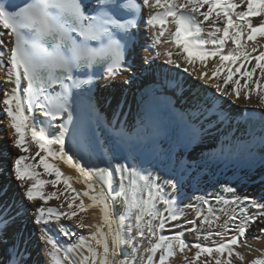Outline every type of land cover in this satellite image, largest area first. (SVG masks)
I'll return each mask as SVG.
<instances>
[{
    "label": "snow or ice",
    "instance_id": "snow-or-ice-1",
    "mask_svg": "<svg viewBox=\"0 0 264 264\" xmlns=\"http://www.w3.org/2000/svg\"><path fill=\"white\" fill-rule=\"evenodd\" d=\"M142 9L151 10L145 23L151 30L150 47L156 56L163 55L165 63L176 68L183 63V72L210 84L218 97L233 98L235 103L255 96L264 107V45L257 39L264 38V0H96L90 8L84 0H21L19 4L0 0V29L6 30L0 31V37H9L8 42L0 39L5 49L0 50V67L6 69L2 83L12 85L3 93V112L14 132L13 146L22 153H30L32 144L36 147L34 155L15 159L14 177L26 202H44L34 210L36 224L75 220L81 229H94L87 239L81 235L75 244L62 248L45 227L41 240L49 246L45 249L48 264H136L137 256L141 264H170L177 252L183 254L189 247L182 232L163 234L166 227H175L170 222L184 215L177 201L163 191L162 184L177 188L172 179L161 182L159 175L119 162L111 168L87 167L82 157L78 159L66 150L69 129L62 118L65 113L69 120L72 117L71 90L90 83L79 79L76 70L102 65L108 80L126 71V37L137 27L135 15ZM253 18L260 22L254 23ZM197 65L202 69L199 72ZM37 111L42 120L37 119ZM113 117L119 122L118 112ZM57 120H61L58 130L54 127ZM37 156L44 172L54 178L41 179L35 164L22 163ZM49 157L73 168L77 176L65 175ZM114 177L119 180L118 189L113 188ZM73 180L83 183L84 189H75ZM94 180L99 183L94 184ZM61 182L63 191L55 190ZM45 185L54 190L44 191ZM221 190L233 195L231 199L215 197L219 208L203 197L195 198L201 207L186 206L195 215V219L185 221L192 225L186 232L195 233L198 239L220 238L211 246L193 243L196 252L192 264H199L202 256L206 258L203 264H233V257L243 264L245 257L237 249L250 246L246 233L251 225L258 221L264 224V203L247 196L241 199L229 184ZM61 197L63 210L46 206L47 201ZM117 198L123 203L118 216L114 209ZM245 203L256 213L249 214ZM93 208L98 210L99 222L85 225L81 214ZM11 211V205L0 207V224L5 227L20 215L19 210L9 215ZM218 213L225 217L222 225H218ZM217 226L220 230L213 232ZM258 232L254 239L264 236V227ZM59 233L76 235L63 225ZM126 247L131 249V258ZM81 248L84 251L78 253L77 261L71 254ZM26 253V247L14 242L9 264H22ZM251 264H264V259H254Z\"/></svg>",
    "mask_w": 264,
    "mask_h": 264
},
{
    "label": "bare ground",
    "instance_id": "bare-ground-1",
    "mask_svg": "<svg viewBox=\"0 0 264 264\" xmlns=\"http://www.w3.org/2000/svg\"><path fill=\"white\" fill-rule=\"evenodd\" d=\"M95 2L96 0H92L90 7ZM235 2L239 3V0ZM150 11L142 9L139 26L132 31L134 40L126 50V71L118 74L114 80H108L106 73L96 80L92 103L86 113L87 127L69 120L68 114H64L62 119L69 129L66 134V150H70L78 159L82 157L81 162L87 167L111 168L119 162L142 170L145 174L159 175L161 182L172 179L177 188L172 189L162 184L163 191L177 201V206L184 215L181 220L170 222L175 227H166L163 234L182 232L189 247L183 254L177 252L170 264H192L196 252L191 247L193 243L211 246L220 239L214 235L207 240L203 236L198 239L195 233L185 231V228L192 226L185 221L195 219L194 211L186 206L190 203L198 204L196 197H203L214 208H219L215 197L232 198L233 194L221 190L222 185L229 184L237 189L236 195L241 199L247 196L264 203V136L259 130L252 135L240 123L245 108L254 109L264 120V107L259 105L255 96L249 100L241 98L235 103L233 98L218 97L210 84L183 72L182 62L181 68H176L165 63L163 55L156 56L150 47L151 30L145 23ZM253 22L260 21L253 18ZM0 39L9 41L6 34ZM257 39L264 45V38ZM0 50H5L4 46H0ZM160 50L163 51L162 48ZM255 54L258 53L253 55ZM214 62V59L209 60V67ZM200 70L202 69L197 65V71ZM5 71L4 67H0V207L11 205L9 215L17 210L20 215L8 223L7 227L0 224V264H9V253L14 242L27 249L22 264H48L45 249L49 246L41 240L45 227L62 248L75 244L81 235L87 239L89 232L94 229H81L77 227L75 220H62L48 226L34 222V210L44 202L30 204L24 200L23 189L14 177L12 166L18 156L34 155L36 147L32 144L30 153H22L13 146L14 132L3 112V93L12 87L2 83ZM117 112L119 122L113 117ZM36 116L37 119H43L39 111ZM156 116L160 117V122L154 121ZM60 123L61 120L55 122L57 130ZM48 160L56 163L65 175L77 176L75 170L62 161H52L51 157ZM38 161L37 156L35 160L30 158L22 163L35 164L41 179L54 178L44 172ZM93 183L98 184L99 181L94 180ZM118 185L119 180L114 177L113 188L118 189ZM72 186L79 191L84 189V184L75 180L72 181ZM63 189L61 182L55 190ZM53 190L51 185L44 186L46 192ZM68 195L72 193L69 192ZM84 200L88 203L86 197ZM61 203H64L63 197L60 200L53 198L47 201L46 206L63 210L60 208ZM243 206L248 209L249 214L256 213L250 205L245 203ZM198 207L201 205L198 204ZM159 208L162 210L163 206L160 205ZM114 209L117 216L123 211V203L119 198L115 201ZM218 214L221 215L218 225H222L225 217L222 213ZM81 215L84 216L85 225L99 222V213L95 208L88 209ZM130 222L134 223V218ZM61 225L76 235L63 236L59 233ZM260 227H264V224L259 221L251 225L246 233L250 246L237 249L245 257L243 264H251L257 258L264 259V236L254 239L259 235ZM218 230L219 226L212 229L213 232ZM147 246L145 242L144 247ZM125 250L131 258V249L126 247ZM83 251L81 248L73 252V259L79 261L78 253ZM140 251L143 252V248ZM205 259L202 256L199 264H203ZM136 264H141L139 256ZM233 264L241 262L233 257Z\"/></svg>",
    "mask_w": 264,
    "mask_h": 264
},
{
    "label": "rangeland",
    "instance_id": "rangeland-1",
    "mask_svg": "<svg viewBox=\"0 0 264 264\" xmlns=\"http://www.w3.org/2000/svg\"><path fill=\"white\" fill-rule=\"evenodd\" d=\"M81 230V229H80Z\"/></svg>",
    "mask_w": 264,
    "mask_h": 264
}]
</instances>
